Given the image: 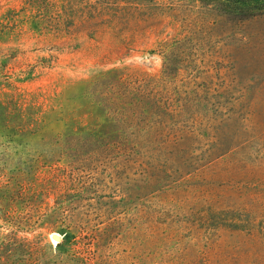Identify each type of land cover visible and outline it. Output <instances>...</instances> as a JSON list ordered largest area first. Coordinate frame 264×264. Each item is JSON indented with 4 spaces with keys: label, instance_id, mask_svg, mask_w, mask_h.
I'll list each match as a JSON object with an SVG mask.
<instances>
[{
    "label": "rangeland",
    "instance_id": "374dc122",
    "mask_svg": "<svg viewBox=\"0 0 264 264\" xmlns=\"http://www.w3.org/2000/svg\"><path fill=\"white\" fill-rule=\"evenodd\" d=\"M124 65L175 110L139 150L89 145ZM0 264H264V12L0 0Z\"/></svg>",
    "mask_w": 264,
    "mask_h": 264
},
{
    "label": "trees",
    "instance_id": "16d2710c",
    "mask_svg": "<svg viewBox=\"0 0 264 264\" xmlns=\"http://www.w3.org/2000/svg\"><path fill=\"white\" fill-rule=\"evenodd\" d=\"M210 4L226 14H236L248 17L264 12V0H200ZM157 79L138 73L131 66L124 65L111 68L96 78L89 87L92 99L105 110L106 120L111 124L114 134L105 131L96 134L99 130L90 129L87 132L89 145L103 142L116 147L139 150L144 143L149 144L151 137L141 131L161 121V114L172 113L175 106L158 103L155 99L154 88ZM152 83V84H151ZM108 132V133H107ZM102 141H101V139ZM152 141V139H151ZM72 236L71 233L68 234ZM78 242L86 235L91 242L95 235L79 232ZM77 239V238H76Z\"/></svg>",
    "mask_w": 264,
    "mask_h": 264
},
{
    "label": "water",
    "instance_id": "95a60500",
    "mask_svg": "<svg viewBox=\"0 0 264 264\" xmlns=\"http://www.w3.org/2000/svg\"><path fill=\"white\" fill-rule=\"evenodd\" d=\"M51 237H53V238L58 240L60 238V234L57 233V232H53V233H51Z\"/></svg>",
    "mask_w": 264,
    "mask_h": 264
}]
</instances>
